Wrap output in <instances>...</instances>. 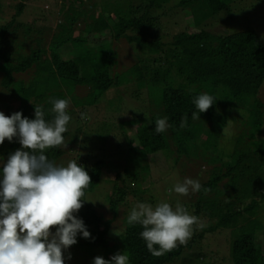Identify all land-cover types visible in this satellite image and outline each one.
<instances>
[{"label": "trees", "instance_id": "trees-1", "mask_svg": "<svg viewBox=\"0 0 264 264\" xmlns=\"http://www.w3.org/2000/svg\"><path fill=\"white\" fill-rule=\"evenodd\" d=\"M15 1L10 20L0 22L1 79L10 95L5 104L9 115L20 111L22 116L34 119V106L43 105L45 118L50 119V101L70 99V92L77 94L80 87L87 91V105H95L109 90L124 92L123 86L126 90L132 89L136 98L142 96L141 89L147 92V101L142 100L147 102L151 120H133L140 139L137 138L135 146L128 141L122 172L110 170L116 165L109 166L104 159L89 156L77 159L91 177L85 195L102 177L112 179L113 187L107 198L112 216L105 218L95 206L83 203L77 217L83 220L89 233L99 234L101 241L94 242L92 237L86 239L78 233L72 248L85 253L88 247L91 257L94 247L100 246L104 259H110V255L117 252H127L129 264H167L186 248H192L202 232L227 229L233 232L229 243L232 264H264V247L259 242L264 236L261 220L264 214H260L264 211V102L259 96L264 82V41L254 28L234 31L223 27L218 32L211 29L222 24L220 20L226 15L235 19L230 0H178L169 5L168 9L180 10L186 21L185 29L175 32L167 41L158 29L178 23L171 25L165 21L159 7L169 4L170 0H142L131 6L127 14H108V17L95 16L97 6L88 3L84 6L85 0H72L59 13L61 22L55 28L36 27L35 19L31 23L19 20L27 0ZM74 1L83 7H75ZM2 8L0 0V14ZM121 37L135 52V60L127 61L126 65L117 59L113 44ZM72 49L89 55L78 64L73 58L64 57ZM118 67L121 72L116 70ZM30 69L34 74L28 81L14 77L15 73ZM205 92L217 99L207 111L198 113L200 119L194 120L192 113L197 109L193 99ZM78 101L70 99V104L83 106ZM185 115L187 125L181 128V117ZM165 116L172 127L157 133L155 120ZM233 122L238 123L239 130L231 135L233 149L227 154L220 150L219 140L223 129ZM119 125L125 129L123 122ZM80 129L76 128V132ZM62 135L67 139L69 132ZM75 138L76 135L71 139ZM171 143L176 146L179 157H200L220 164L213 166V175L202 184L201 197L193 211L199 218L205 215L207 228L202 232L195 230L186 246L154 257L140 236L142 226L127 224L132 203L126 197L133 194L142 200L141 171L147 168L142 160L159 151L167 155ZM9 147L13 149L11 152L21 148L17 138H13ZM9 152L6 149L3 153ZM62 153V147L45 150L49 160L54 162ZM227 177L232 180V187L230 192L227 190V199H223L224 192L217 184ZM126 178L136 186L125 185ZM119 180L122 185H118ZM204 188L209 191L205 193ZM120 211L125 214L122 238L119 237L118 244L110 245L107 235ZM66 251L63 250L64 262ZM80 264L89 263L81 261Z\"/></svg>", "mask_w": 264, "mask_h": 264}, {"label": "rangeland", "instance_id": "rangeland-1", "mask_svg": "<svg viewBox=\"0 0 264 264\" xmlns=\"http://www.w3.org/2000/svg\"><path fill=\"white\" fill-rule=\"evenodd\" d=\"M71 1L72 0H27L24 12L19 17V20L22 19L27 23H31L33 19H35L36 27L47 25L51 26V28H55L61 22L59 13L63 8L66 9ZM15 2V0H1L3 7L0 14L1 23H6L10 20L14 12ZM140 2H142V0H85L84 6L87 3L95 5L97 6L95 7V16L101 14L102 16L108 17V14L115 15L123 14L124 12L127 14L131 6H135ZM177 2L178 0H170L169 4H162V6L159 7L160 12L164 15L165 21H169L171 25H173L174 22L178 23L171 27L166 24L165 28L163 26V29H158L159 33L164 35L163 40L165 41L170 40L175 32L185 29L184 21L186 20L181 15L180 10L173 8L168 9L169 5H174ZM229 3L235 19H229L226 15L222 18L224 22H222V19L220 20L222 24H217L211 29L218 32L223 30V27L228 29L231 28L234 31L246 27L254 28L262 36L264 41V0H230ZM74 6L79 8L83 7V5H78L77 1H74ZM161 23L164 24L167 22L161 20ZM82 25L83 23L79 21V26ZM212 25H214L213 22ZM167 26L169 30L166 29ZM76 33H78V30ZM113 44L118 53L117 59L123 65H126L127 61L133 62L135 60V52L132 51V46L126 42L124 37L115 40ZM88 55L89 53L87 52L81 53L72 49L69 53L65 54L64 57L73 58L78 64H82ZM116 70L120 71L121 68L118 67ZM1 71L2 69L0 68V111L8 116V106L5 104H7L10 95H7L8 90L2 86ZM33 74V69H30L26 72L15 73L14 77L16 79L28 81ZM125 87L126 86L122 87L124 92L121 90H109L105 92V96L95 105H87V99L85 97V92L87 91L83 87L77 89V94L74 91L70 92L69 98L71 102L73 98H75V100L78 99V102H82L84 107L81 105L74 106L72 104L68 107V114L71 119L66 126V132H69V136H67V139L64 138L66 147H62L63 153L55 161L56 164L67 166L70 160H77L80 156H82V158L83 156H89L92 159H104L109 166H112L113 163L117 167L111 168L110 170L112 171H123V167L126 164V159L123 157H125L129 149L128 141L132 143V146H135L137 144V138L140 139V135L136 131V125L133 123V120L136 118L140 121L151 120L149 108L146 105V89H141L140 92L142 96L136 98L131 92L132 89L126 90L124 89ZM259 96L264 102V82L260 88ZM143 98L146 101L142 100ZM81 113H87L89 118L81 119ZM120 122L124 123L125 129H121L119 125ZM237 125L238 123L235 122L228 125L223 129L220 137L219 148L220 150L223 149L227 154L233 149L234 139L232 138L234 137H231V135L239 130ZM78 127L81 129L76 132V128ZM262 129L264 132V126ZM74 135H76V138L73 141ZM10 144L11 142L7 139H5L3 144H0V167L6 163L9 154L13 151V149L9 147ZM6 149L10 150V152L4 154L3 152ZM175 149L176 146L171 143V150L167 155L159 151L158 153L148 155L144 161L142 160V163L147 167L144 171H141V184L142 188H144V192L141 193V201L133 194H129L126 197V200L132 203V207L138 202H146L153 205L159 202H168L174 206L175 202L179 200L188 209L190 214L195 215L193 212L195 203L198 198L201 197L199 192L193 193L190 191L189 195L182 196L170 190L174 188L177 182L182 183L185 178L198 180L202 185L213 175V166L219 165L220 163L216 162L214 164L212 161H206L204 158L200 157L188 158L184 155L179 157ZM224 159L226 160L228 158ZM92 163L93 161H91L88 166ZM114 173L115 172L112 174L114 175ZM231 181L232 180L227 177L217 184V188L220 189L221 192H224L222 194L223 199H227V190L230 192L232 187ZM118 185H122L120 180L118 181ZM125 185L132 187L136 186L134 182L128 178H126ZM112 187V179H107L106 176L102 177L97 186L92 191L87 192L83 197V199H87L83 203L95 206L98 212L104 214L105 218H110L112 215L109 210L107 198L111 193ZM206 195L210 196L211 193H207ZM208 196H203L202 198ZM241 206H243V204H241ZM80 209L74 215L77 216ZM120 210H123V208H120ZM260 214L263 215L264 211H261ZM124 215V212L120 211L111 225L107 235L110 245L118 244L120 241L119 235L123 229ZM200 217L201 221L207 226L205 215ZM261 220L264 222V218ZM206 226L204 228H207ZM203 229H197V231L202 232ZM51 230L55 232V227ZM232 234L233 232L227 229L215 232L204 231L202 232V236L193 244L192 248L189 250L186 248L178 258L167 264H232L229 259V243L232 239ZM90 237H92L94 242L98 243L101 241V236L97 233H90ZM259 242H262L264 247V236L259 239ZM73 249L72 245L66 249L68 251L64 254L66 256L64 264H80L81 261L92 264L94 257L101 256L102 248L100 246H95L94 255L91 257L89 255L91 250L88 247L85 249L87 253ZM69 255L71 257L70 259L68 258ZM111 256L112 255H110V258Z\"/></svg>", "mask_w": 264, "mask_h": 264}, {"label": "clouds", "instance_id": "clouds-1", "mask_svg": "<svg viewBox=\"0 0 264 264\" xmlns=\"http://www.w3.org/2000/svg\"><path fill=\"white\" fill-rule=\"evenodd\" d=\"M216 99L206 92L197 95L192 119H200L198 113L207 111ZM50 103V119L45 118L43 105L34 106V119L22 116L20 111L9 116L0 111V144L17 138L21 145L0 168V264H64L63 250L77 242V234L90 238L83 220L74 214L87 200L83 197L91 177L77 160L62 166L45 154L48 148L66 147L62 134L71 119L67 112L70 99H52ZM80 118L89 117L81 113ZM186 125L185 115L180 127ZM169 127L168 117L156 118L157 133ZM201 188L198 180L185 178L170 191L187 196ZM127 224L142 226L140 236L154 257L186 246L193 232L206 226L179 200L174 206L168 202H138L131 208ZM53 227L55 232L51 231ZM92 264H129V255L117 252L110 259L96 256Z\"/></svg>", "mask_w": 264, "mask_h": 264}]
</instances>
